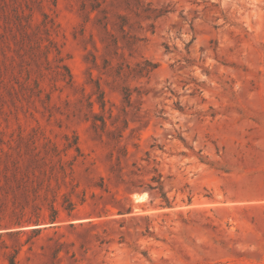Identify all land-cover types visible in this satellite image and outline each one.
I'll return each mask as SVG.
<instances>
[{"label":"rangeland","instance_id":"1","mask_svg":"<svg viewBox=\"0 0 264 264\" xmlns=\"http://www.w3.org/2000/svg\"><path fill=\"white\" fill-rule=\"evenodd\" d=\"M11 261L264 264V0H0Z\"/></svg>","mask_w":264,"mask_h":264},{"label":"water","instance_id":"2","mask_svg":"<svg viewBox=\"0 0 264 264\" xmlns=\"http://www.w3.org/2000/svg\"><path fill=\"white\" fill-rule=\"evenodd\" d=\"M145 191L144 190H138V189H135L133 190L131 193H130V196H131V200L134 204V207L135 208H138L141 203L143 201H141V195L144 193Z\"/></svg>","mask_w":264,"mask_h":264},{"label":"trees","instance_id":"3","mask_svg":"<svg viewBox=\"0 0 264 264\" xmlns=\"http://www.w3.org/2000/svg\"><path fill=\"white\" fill-rule=\"evenodd\" d=\"M147 187L150 190L157 189L160 192L161 197L163 198V200L165 201V203L168 204V199L165 196V192L163 191V185H162V183L160 181H157V185H155V186H153L152 184H147ZM127 211L129 212L130 211V208H128ZM10 264H12V261H11Z\"/></svg>","mask_w":264,"mask_h":264},{"label":"bare ground","instance_id":"4","mask_svg":"<svg viewBox=\"0 0 264 264\" xmlns=\"http://www.w3.org/2000/svg\"><path fill=\"white\" fill-rule=\"evenodd\" d=\"M147 200V194L146 192H144L142 195H141V201H146Z\"/></svg>","mask_w":264,"mask_h":264}]
</instances>
